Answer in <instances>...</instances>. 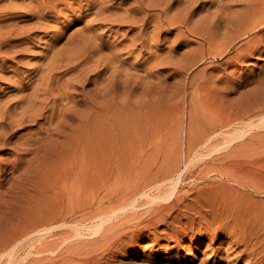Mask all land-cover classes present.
Here are the masks:
<instances>
[{"label": "bare ground", "instance_id": "6f19581e", "mask_svg": "<svg viewBox=\"0 0 264 264\" xmlns=\"http://www.w3.org/2000/svg\"><path fill=\"white\" fill-rule=\"evenodd\" d=\"M168 1L0 0V85H5L2 89L6 93L18 94L13 99V95L7 96L4 93L7 97L0 101V152L15 142L8 148L13 153L22 149L36 154L43 151L42 154H46L52 150H46L47 142L65 137L64 125L68 121L78 122V130L87 134L82 138L86 140V145L97 149H101L103 145L108 146L109 141L102 136L112 132L116 108L123 100L120 94L131 97L138 95L123 100V105H148L149 99L143 96L147 94L150 77L163 66L176 70L178 66L173 55L174 49L193 43L191 38H186L183 43L170 46L163 52L160 37L163 33L169 34L177 30V24L185 28L177 30L175 37L179 39L188 32L193 38L209 44L208 20L211 25L216 24L223 29L219 39L226 47L241 37H247L246 47L242 53H237L238 58L264 51V0H220L222 4L217 6L216 12L212 7L217 0H202L197 3L191 0H172L169 4ZM175 3L179 6L176 14L167 18L165 13ZM150 10L153 12L151 15L148 14ZM201 13L203 16L197 26L200 31L195 32L190 28L189 18ZM28 20L30 21L25 23ZM148 20L154 23L152 27L156 31L147 32ZM20 21L24 24L19 25ZM164 22L168 23V28L163 29ZM74 23L83 25L57 47L65 35L66 27ZM60 24L63 25L58 26ZM41 43L45 44L43 52L34 53L33 49ZM199 49L202 51L201 45ZM30 52L32 58L42 62L32 65L30 60H25ZM144 52L149 54L147 58H143ZM189 52L190 49L182 58ZM218 57H223V51L219 52ZM227 59L229 64L233 62L232 57ZM22 69H26V72ZM140 72L145 74L142 76ZM60 74L67 75V78L61 81ZM105 75L107 76L101 86L84 91V85L89 82L90 76H95L98 80ZM96 82L94 86H97ZM243 117V114H239L236 118L241 120ZM39 120H43L47 127L39 126V131L36 129L38 132L32 133L30 137L27 134L28 138L25 135L24 141L9 142L15 128L24 122L31 124L38 123ZM218 131H210L202 138L201 143L195 144L192 151L189 150V155L194 152L192 159L203 158L199 147L203 145L206 149L211 146L216 136L224 133L222 129ZM238 131L226 134L223 145L228 146L243 138L244 133ZM72 153L76 157L78 152L74 150ZM209 155L210 153L207 154ZM90 162L88 158L82 161L77 158L71 163L73 167L55 174L52 190L50 189L55 202L53 208L50 209V205L48 214L37 216L36 221L24 231H14L12 237L0 245V258L9 257L18 250L20 243L31 236L39 235L37 240L41 241L39 237L50 235L53 241H43L45 250L54 253L57 246L62 247L54 253V259L50 258V264H53L64 259L62 254L66 251L63 249L68 248L62 246L65 241L88 234L86 238L83 237L86 240H81V237L75 241L73 238L75 244H78L76 248L82 249L78 253L82 254L76 256L74 253L68 260L76 257L79 264H104V257L123 242L133 243L130 247L135 248V245H139L150 235L159 234L153 241L154 245L162 248L165 245L161 241H171L179 247L189 233L198 230L203 236L209 233L217 235L220 245L230 238L234 251L237 250L233 264L243 260V264H264V237L250 234L249 226L244 225L240 207L234 205V201L228 204L222 199L217 204L214 199L212 203L209 199L203 200L195 194L193 196L194 192L192 195L180 193L183 188H179L185 177L190 176L187 174V163L184 166L185 172L154 174L146 182L139 176L143 181L129 186L126 184L129 177L121 179L118 185L108 184L114 172L113 166L98 172L93 170L97 167L90 165ZM1 163L0 172L3 168ZM148 187H154L156 192L150 195L147 193ZM71 226L74 234L67 236L61 231L62 227ZM160 226L164 228L158 233ZM58 228L60 231L54 232ZM62 234L66 237L63 235L64 238L61 239ZM89 236L91 237L87 240ZM54 242L57 246L50 248Z\"/></svg>", "mask_w": 264, "mask_h": 264}, {"label": "rangeland", "instance_id": "374dc122", "mask_svg": "<svg viewBox=\"0 0 264 264\" xmlns=\"http://www.w3.org/2000/svg\"><path fill=\"white\" fill-rule=\"evenodd\" d=\"M171 1L169 0L168 4ZM191 1L197 3L202 0ZM221 4L220 0L216 1L212 7L215 12L217 6ZM177 8L179 6L175 3L173 8L165 13V16L172 17L173 14H176ZM152 13V10L148 11V14ZM203 13L195 14L189 18L190 28L195 32L200 31L197 26ZM29 21H25V23ZM207 22L209 44L204 43L201 39L193 38L188 35V32H185L181 39L176 38L177 30H185L180 24H177V30H173L172 33L161 35L163 52L170 46L179 42L183 43L186 38H191L193 43L174 49L173 55L176 57L178 66L176 70L169 66H163L150 77L147 82V94L143 96V98L149 99L148 105L138 107L123 105V100L138 97V95L131 97L120 94L123 100L116 108V119L111 127L112 132L110 135L102 136L109 141L108 146L103 145L101 149H97V147L86 145L84 142L86 140L82 138L87 134L78 130V122L68 121L64 125L65 137L61 136L57 140L47 142L46 150H52L46 154H42L43 151L36 154L22 149L13 153L8 149L13 146L12 143H15L12 140L24 141L25 135L28 134L30 137L39 131V126L40 128L47 127V124L43 120H39V125L37 122L31 124L24 122L25 124L15 128L16 131L11 137L13 139L10 138L9 141L12 142V146L10 144L5 147L6 149L4 148V152H0V162L3 167L0 172V181L2 179L0 182V186H2L0 187V245L5 244L4 242L12 237L14 231H17L15 233L24 231L27 226L36 221L37 216L43 217L48 214L49 206L51 205V209L55 203L51 197L55 174L73 167L71 163L75 162L77 158L79 161L88 158L91 160L89 164L97 167L93 170L98 172L106 171L107 167L113 166L114 172L108 184L118 185L121 179L129 177V182H126L129 186L142 182L143 179L146 182L154 174L168 171H174L175 174L178 171L185 172L184 166L187 163V174L190 176L185 177L184 184L182 183V187L179 188L180 190L183 188L180 193L192 195L194 192L193 196L195 194L203 200L209 199L212 203L216 200L217 204L223 201L222 199L226 200L228 204L234 201V205L240 207L244 225L249 226L250 234L264 237V51L238 58L237 53H242L248 38L241 37L226 47L225 43L220 42L219 39L223 29H220L216 24L211 25L209 20ZM21 24L24 23L20 21L19 25ZM153 24V22L147 21V32L156 31L153 30ZM61 25L63 24L58 26ZM82 25L83 23H74L66 27L65 35L57 47L65 43ZM164 28H168L167 22L163 23ZM202 29L204 32V28ZM44 45L41 43L34 48V53H42ZM199 45L202 46V51H200ZM263 48L264 44L262 50ZM188 49L190 52L182 58ZM221 51H223V57H218ZM31 55L30 52L25 57V60H30V64L36 65L42 62V60L32 58ZM148 56V53H143V58ZM231 57L233 62L229 64L227 58ZM189 64L191 66H188ZM140 73L142 76L145 74L144 72ZM59 76H61V81L67 78V75L60 74ZM106 76L103 79L100 77V80H96L95 76H90L89 82L84 85V91L101 86ZM95 81H97V86H94ZM4 86V84L0 85V101L5 100L8 95H13V93H6L2 89ZM17 96L18 94L14 93L12 98L15 99ZM123 106L126 107L123 108ZM47 113L46 115H48ZM239 114H243V120L236 118ZM225 124L226 126H224ZM221 126L223 127L220 128ZM220 129L224 133L216 136L213 145L207 146L206 149L203 148V145L199 147L203 158L192 159L194 152L189 155V150L192 151L195 144L201 143L202 138L210 131ZM237 129H240V133H244V137L224 146V136L228 133H236ZM20 135L21 137H19ZM218 147L220 148L218 149ZM65 149L68 150L65 151ZM74 150L78 152L76 157L72 153ZM65 153H69L71 158H69V154L66 156ZM208 153H210L209 156H207ZM21 156L22 158H20ZM14 167L17 168L14 169ZM126 168H129V171ZM151 175L152 177H150ZM139 176L143 179L140 180ZM146 189L151 191H146L150 195L156 192L154 187ZM52 202L53 204H51ZM40 213L42 215H39ZM163 228L164 226H160L158 233ZM57 231H60V228L54 230V232ZM61 231L67 236L74 234L72 226L62 227ZM64 234L60 236L61 239L66 237ZM86 235L88 236L85 234L83 237L86 238ZM38 236H31L32 238L29 236L31 240L27 238L25 243H20L19 247H21L17 248L19 251L16 250L11 254L10 259L8 256H6L8 258L5 257L6 259L0 258L2 259L0 264H50V258L54 259V253L62 247L57 246V243L54 242L50 248L57 246L58 249L54 253H50L45 250L46 246L42 245L43 241H53L50 239V235L43 236L45 238L39 237L41 241L37 240ZM159 236V234L150 235L139 245H135V248L130 247L133 243L128 242L115 246L116 248H113L110 255L104 257V264L234 263L233 258L237 250L234 251L230 238L220 245V240L214 233L203 236L196 230L189 233L179 247H176L174 242L161 241L160 243L165 247L160 248L153 242ZM81 237L73 238L76 241ZM83 237L81 240H86ZM73 238L68 239L62 245L68 246L67 249H63L66 251L62 254L64 259L53 264H79L76 257L73 260H68L74 253L76 256L82 254L78 253L82 249L76 248L78 244H75ZM61 239H58L59 242ZM66 242L68 243L66 244ZM243 262L244 260L236 261L237 264H243Z\"/></svg>", "mask_w": 264, "mask_h": 264}]
</instances>
